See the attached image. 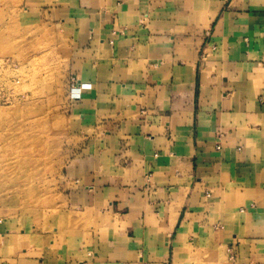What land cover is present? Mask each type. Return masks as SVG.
Returning <instances> with one entry per match:
<instances>
[{"label": "crops", "instance_id": "0c3cea01", "mask_svg": "<svg viewBox=\"0 0 264 264\" xmlns=\"http://www.w3.org/2000/svg\"><path fill=\"white\" fill-rule=\"evenodd\" d=\"M42 7L80 145L59 215L0 218V264H264V0Z\"/></svg>", "mask_w": 264, "mask_h": 264}, {"label": "rangeland", "instance_id": "374dc122", "mask_svg": "<svg viewBox=\"0 0 264 264\" xmlns=\"http://www.w3.org/2000/svg\"><path fill=\"white\" fill-rule=\"evenodd\" d=\"M43 1L0 0V218L59 215L80 145L69 129V47Z\"/></svg>", "mask_w": 264, "mask_h": 264}, {"label": "built area", "instance_id": "2783aa9c", "mask_svg": "<svg viewBox=\"0 0 264 264\" xmlns=\"http://www.w3.org/2000/svg\"><path fill=\"white\" fill-rule=\"evenodd\" d=\"M70 80H71L70 91H71V92H72V91H76V92L78 93V91H79V87L77 86V81H76V79H75L74 77H71ZM77 93H76V94H77Z\"/></svg>", "mask_w": 264, "mask_h": 264}, {"label": "bare ground", "instance_id": "6f19581e", "mask_svg": "<svg viewBox=\"0 0 264 264\" xmlns=\"http://www.w3.org/2000/svg\"><path fill=\"white\" fill-rule=\"evenodd\" d=\"M76 93H77L76 91H72V96L78 98L79 95L78 93L77 94Z\"/></svg>", "mask_w": 264, "mask_h": 264}]
</instances>
